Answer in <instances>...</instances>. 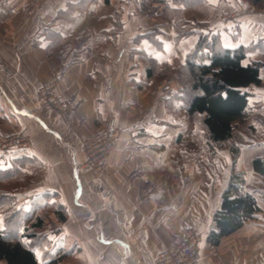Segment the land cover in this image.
Here are the masks:
<instances>
[{"label":"crops","instance_id":"crops-1","mask_svg":"<svg viewBox=\"0 0 264 264\" xmlns=\"http://www.w3.org/2000/svg\"><path fill=\"white\" fill-rule=\"evenodd\" d=\"M94 1L0 5V140H31L0 166L9 170L25 160L29 181L16 192L19 208L57 197L65 221L58 223L54 213L50 219L59 231L56 248L70 252L64 264H155L186 229L198 236L196 264H264V172L254 166L264 161V9L241 0H196L186 6L168 2L162 15L165 5L158 0ZM144 3L158 8L155 15ZM243 3L251 13L221 33V47L245 49L244 66L263 64L262 84L245 90L247 116L234 125L227 147L212 151L203 140L195 150L196 126L174 101L181 91L177 75L160 80L148 71L181 67L198 34L219 28ZM175 11L183 29L195 34L176 40ZM116 21L119 33L105 36ZM49 84L62 111L38 103L37 90ZM110 121L121 141L107 175L97 179L78 168L81 138ZM232 185L236 196L252 199L255 210L212 245L214 218Z\"/></svg>","mask_w":264,"mask_h":264},{"label":"trees","instance_id":"trees-1","mask_svg":"<svg viewBox=\"0 0 264 264\" xmlns=\"http://www.w3.org/2000/svg\"><path fill=\"white\" fill-rule=\"evenodd\" d=\"M111 1L105 0V3L109 5ZM195 1L158 0L165 5L162 15L168 10V2L186 6ZM248 1L258 9H264V0ZM86 2L95 3L94 0ZM144 7L148 13L152 12L154 15L158 10L150 3H144ZM175 12L176 40L180 41L195 34L189 29H183L181 12ZM114 24L111 33H106L105 36H116L119 33V21ZM217 29L215 33L207 30L198 34L197 44L178 69L152 66L148 71V76H155L160 80H169L173 75H177L181 91L174 97V101L182 104L183 111L196 126L193 141L195 150L201 147L203 140L212 151L227 147L233 135L234 125L247 116L249 96L245 90L262 84L259 74L263 64L244 66L246 50L222 48V32ZM82 35L88 37L87 33ZM10 154L11 152L0 155V166L6 163L2 161ZM24 161L17 160L14 167L0 171V262L64 264L70 252H64L60 257L50 258L52 256L49 255L51 248L55 247L54 238L59 237V231L53 230L51 235H44L45 223L47 220L51 221V213L55 214L59 223L65 221L57 197L52 199L42 196L33 200L28 209L25 206L15 208L17 198L14 194L29 181L24 171ZM261 164L262 167H259ZM254 166L264 172V161L257 160ZM237 191L232 185L223 195L221 210L215 215L209 235V243L212 245H218L222 238L242 227L255 210L252 199L248 196H236Z\"/></svg>","mask_w":264,"mask_h":264},{"label":"built area","instance_id":"built-area-1","mask_svg":"<svg viewBox=\"0 0 264 264\" xmlns=\"http://www.w3.org/2000/svg\"><path fill=\"white\" fill-rule=\"evenodd\" d=\"M9 0H0V5ZM38 3L27 9V15L31 16L37 9ZM251 10L247 3H243L241 9L232 15L226 16L220 21L219 29L226 32L231 26H235L238 19ZM53 84L43 86L37 90L38 103L41 107L60 110L64 106L53 94ZM121 141V132L117 130L110 121L92 137L81 138L82 159L78 165L80 171L89 173L97 179H102L107 175L108 159L118 148ZM31 146V140L26 135H16L0 140V155L14 151H25ZM199 258L198 236L195 230L186 229L182 232L179 240L166 247L160 252L155 264H196Z\"/></svg>","mask_w":264,"mask_h":264},{"label":"rangeland","instance_id":"rangeland-1","mask_svg":"<svg viewBox=\"0 0 264 264\" xmlns=\"http://www.w3.org/2000/svg\"><path fill=\"white\" fill-rule=\"evenodd\" d=\"M241 1H243V2H248V4H249V1L248 0H241ZM6 4V3H5ZM216 30H218V29H216ZM216 30H213L212 32H216ZM199 31V30H198ZM15 195H16V193H15ZM16 196H18V195H16ZM19 200H21L20 199V197L19 198H17V202L15 203V208H19V206H21L20 205V202H18ZM59 223V222H58ZM56 224H54L52 221H46V223H45V229H44V235L45 236H48L49 234L51 235L52 233V231L53 230H56V226H55ZM2 227V225H1V221H0V228ZM58 238L59 237H57V238H54V241H55V243H54V246L55 247H53V248H51V252H50V256H52V257H50V258H53V257H60V256H62V248H56V244H57V241H58ZM50 250V249H49ZM0 264H3V263H1L0 262Z\"/></svg>","mask_w":264,"mask_h":264},{"label":"bare ground","instance_id":"bare-ground-1","mask_svg":"<svg viewBox=\"0 0 264 264\" xmlns=\"http://www.w3.org/2000/svg\"><path fill=\"white\" fill-rule=\"evenodd\" d=\"M251 13V12H250Z\"/></svg>","mask_w":264,"mask_h":264}]
</instances>
